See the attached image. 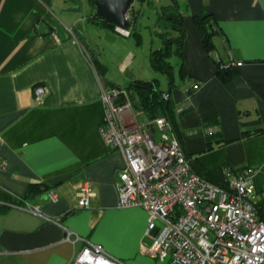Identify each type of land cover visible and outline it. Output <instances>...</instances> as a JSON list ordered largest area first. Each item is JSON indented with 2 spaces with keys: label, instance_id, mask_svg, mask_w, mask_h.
<instances>
[{
  "label": "crops",
  "instance_id": "obj_1",
  "mask_svg": "<svg viewBox=\"0 0 264 264\" xmlns=\"http://www.w3.org/2000/svg\"><path fill=\"white\" fill-rule=\"evenodd\" d=\"M147 2L135 0L132 15ZM170 2L185 29L174 87L166 76L160 87L172 104L175 136L192 170L211 182L223 184L225 169L255 170L253 202L264 218V0ZM94 15L89 0H0V264H68L83 244L63 242L66 231L125 264L161 263L144 253L154 236L145 235L147 213L116 207L124 159L99 133L103 89L125 90L153 74L140 57L142 37L138 45ZM196 16L212 18L210 53ZM92 55L105 67L102 77ZM230 60L242 65L220 74L217 63ZM35 86L46 91L39 104ZM85 182L92 194L81 208ZM24 202L41 215L25 211Z\"/></svg>",
  "mask_w": 264,
  "mask_h": 264
},
{
  "label": "built area",
  "instance_id": "obj_2",
  "mask_svg": "<svg viewBox=\"0 0 264 264\" xmlns=\"http://www.w3.org/2000/svg\"><path fill=\"white\" fill-rule=\"evenodd\" d=\"M114 29L124 37L130 35L128 29ZM241 65L230 60L221 68ZM198 88L194 85L193 91ZM45 94L43 87H34L37 104ZM162 96L168 99L167 94ZM101 101L104 114L99 133L107 148L124 159L115 182L116 207L144 210L145 235L154 232L153 243L144 253L161 262L169 257L166 264H264V218L253 202L255 170L225 169L223 184L211 182L192 170L165 118L143 121L145 114L133 108L126 90L103 89ZM91 194L90 184L83 183L78 206L87 208ZM47 197L58 200L53 190ZM22 208L41 215L38 205L24 202ZM79 241L83 246L68 264H125L101 245L66 231L63 242Z\"/></svg>",
  "mask_w": 264,
  "mask_h": 264
},
{
  "label": "trees",
  "instance_id": "obj_3",
  "mask_svg": "<svg viewBox=\"0 0 264 264\" xmlns=\"http://www.w3.org/2000/svg\"><path fill=\"white\" fill-rule=\"evenodd\" d=\"M90 3L94 6L92 0H89ZM143 2L145 0H138ZM172 10L173 13L169 11ZM160 20L165 21L169 24V29L173 32V36L166 37L172 32H165L159 34V37L162 39L163 47L160 49L152 50L149 54V63L151 69L164 75L168 78V85L171 89L174 87L173 83V66L169 62V59L172 56H177L182 60V48L185 38V29L183 25V16L176 9V4L173 2V5L170 7L163 8ZM131 17L129 18V27L130 35L136 38V43L139 45L141 42V36L136 31L137 17L134 16L133 9H131ZM99 22V24L104 25L108 28L114 29V26L106 23L105 21L98 18L96 15L93 17ZM194 24L201 39V43L207 53H210L213 50V36L216 33L214 24L212 23V18L210 16H205L203 18L194 17ZM127 28V29H128ZM92 63L95 66L98 73L101 77L105 73V67L101 66L96 60L95 56L92 55ZM220 74H229L230 69L221 68V63H217ZM180 74L183 77L184 74L180 70ZM130 98L135 101L137 108H140L145 116L151 120L157 117L165 118L171 125V129L175 135H177L176 127L174 124L173 108L172 104L168 99L163 98V94H167L160 90L159 81L156 79L150 81L143 80H132L129 82L127 88L125 89ZM178 136V135H177ZM29 194L36 193V188L30 186L28 190Z\"/></svg>",
  "mask_w": 264,
  "mask_h": 264
},
{
  "label": "rangeland",
  "instance_id": "obj_4",
  "mask_svg": "<svg viewBox=\"0 0 264 264\" xmlns=\"http://www.w3.org/2000/svg\"><path fill=\"white\" fill-rule=\"evenodd\" d=\"M170 4H171L170 0H148V2L145 3L143 10H141L140 14L138 15L136 31L142 37V47L139 48L142 50V53L144 54V58L140 56L143 60H147V61L149 60V52H147L149 51L148 49L151 48L152 51L163 47L162 39L159 36H157V34L172 32L169 29V24L159 19V16H161L162 14L161 10L163 8L170 6ZM169 12L173 13L172 10H170ZM171 36H173V32L168 34L166 37H171ZM131 40L136 42L137 39L132 36ZM145 51L146 53H144ZM169 62L174 68L177 69L178 59L176 58V56H172L169 59ZM149 73L153 74L151 78H147L149 79V81L156 79L160 82V87L162 89L166 88L167 79L164 75L154 72L151 68ZM130 102L133 108L137 110L135 101H133L130 98ZM142 120H147V118L145 116H142ZM168 260L169 257L164 262H161L159 264H166Z\"/></svg>",
  "mask_w": 264,
  "mask_h": 264
},
{
  "label": "water",
  "instance_id": "obj_5",
  "mask_svg": "<svg viewBox=\"0 0 264 264\" xmlns=\"http://www.w3.org/2000/svg\"><path fill=\"white\" fill-rule=\"evenodd\" d=\"M135 0H92L98 18L120 29L129 27L128 13ZM43 24L39 26L41 30Z\"/></svg>",
  "mask_w": 264,
  "mask_h": 264
}]
</instances>
